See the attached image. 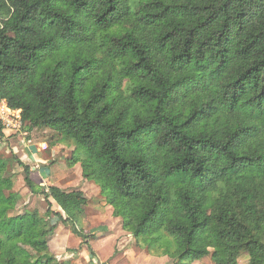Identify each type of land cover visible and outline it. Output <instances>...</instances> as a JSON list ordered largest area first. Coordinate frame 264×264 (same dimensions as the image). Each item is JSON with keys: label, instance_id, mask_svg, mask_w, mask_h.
Here are the masks:
<instances>
[{"label": "trees", "instance_id": "obj_1", "mask_svg": "<svg viewBox=\"0 0 264 264\" xmlns=\"http://www.w3.org/2000/svg\"><path fill=\"white\" fill-rule=\"evenodd\" d=\"M0 97L81 147L67 164L149 254L264 264V0H0ZM17 164L47 209H17L0 157V264H69L52 215L93 255L84 193Z\"/></svg>", "mask_w": 264, "mask_h": 264}, {"label": "rangeland", "instance_id": "obj_2", "mask_svg": "<svg viewBox=\"0 0 264 264\" xmlns=\"http://www.w3.org/2000/svg\"><path fill=\"white\" fill-rule=\"evenodd\" d=\"M50 134L51 130L49 129L30 128L24 129L22 134H20L21 136L5 132L3 137H0V157L9 164L5 173V176H7V180L4 183L5 191H14L21 195L16 204L17 209L20 212L37 208L41 214H44L47 206L44 199L40 195L32 194L23 181L22 167L17 164V160H21V151L19 146L24 143L27 144L28 139H31V143L32 141L37 142L39 140H46V142H49L47 140L50 137ZM74 144H71L72 146H66L72 148L76 146L78 150H81L79 145L76 143ZM53 168L57 169V165L53 166ZM49 169H51V166H49ZM57 210L60 209L58 208ZM86 218L84 209L82 220H86ZM51 219L52 222H56L57 224L62 223L53 215L51 216ZM118 226L119 223L113 224L109 232L114 234ZM88 230L89 233L92 231L91 228ZM56 233L51 235L49 244H59L62 240H68L69 244L65 248L61 246V249H57L61 251V254H55V252L51 249V245H49L50 251L59 261L69 260V264H173L174 262L167 256L163 259L159 258V256L149 254L144 247L136 244L134 237L130 233L126 232L120 233L117 237L115 236L112 239H108L103 236L104 233L107 232H103L102 235H99L100 237H93L90 240L92 241L90 245L93 250V255L90 254L86 245L84 246L86 247L85 250L87 252L83 254V248L75 243L77 240L74 239V236L69 235L67 238L66 236L61 235L58 231ZM88 254L89 257H87ZM248 258V254L246 252H242L237 258V264H248ZM190 264H213V261L211 255H206L199 260L191 262Z\"/></svg>", "mask_w": 264, "mask_h": 264}, {"label": "crops", "instance_id": "obj_3", "mask_svg": "<svg viewBox=\"0 0 264 264\" xmlns=\"http://www.w3.org/2000/svg\"><path fill=\"white\" fill-rule=\"evenodd\" d=\"M41 145H46L47 148L41 150ZM19 149L21 151V161L30 167V177L37 184L43 186L54 185L65 191L80 190L84 193L87 197V203L82 207L81 217L83 219V212L85 209V215L87 218L86 220H82L81 223L82 228L86 232H89L88 229L91 228L92 231L90 233L94 234V238L100 237L99 235H102L103 232H107L104 233L103 236L108 239H112L115 236L117 237L120 233H125L121 227L120 218L114 217L112 215L111 206L101 200L99 187L95 183L83 178L80 164L75 163L71 166L67 164V160L73 149L72 147L56 142L50 143L39 140L37 142L32 141V143H24L23 145L20 144ZM56 165L57 169L53 168V166ZM49 166H51V169H49ZM57 209H55V211H59L63 214L61 209ZM115 223H119V226L113 234L109 231ZM57 231L67 238L69 235L74 236V239L77 240L76 242L74 240V242L78 245L80 244V240L77 239L63 223L56 225L54 233ZM89 243H92V241H89ZM68 244V240H62L59 244L56 243L53 245L52 243L49 245H51V249L55 254H61V251L57 249H61V246L65 248ZM81 247L83 248V254L87 252L84 245ZM87 257H89V254ZM164 257L165 256L159 258L164 259Z\"/></svg>", "mask_w": 264, "mask_h": 264}, {"label": "built area", "instance_id": "obj_4", "mask_svg": "<svg viewBox=\"0 0 264 264\" xmlns=\"http://www.w3.org/2000/svg\"><path fill=\"white\" fill-rule=\"evenodd\" d=\"M0 124L3 130L8 134L20 135L24 130L21 109L10 107L7 101L2 97H0ZM27 141L31 143L30 139ZM40 148L41 150H45L47 146L42 145Z\"/></svg>", "mask_w": 264, "mask_h": 264}]
</instances>
